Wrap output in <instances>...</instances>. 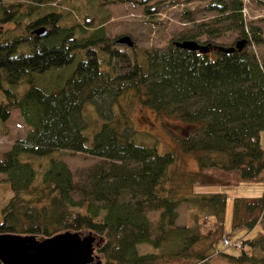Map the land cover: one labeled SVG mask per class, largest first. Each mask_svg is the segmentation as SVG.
Masks as SVG:
<instances>
[{"label": "trees", "instance_id": "1", "mask_svg": "<svg viewBox=\"0 0 264 264\" xmlns=\"http://www.w3.org/2000/svg\"><path fill=\"white\" fill-rule=\"evenodd\" d=\"M54 1L0 0V88L6 96L0 102V132L6 133L11 108L28 126L0 153V172L11 190L0 207V232L41 238L65 229L90 231L97 257L87 264H157L180 256L186 264H215L213 251L228 260L264 264V234L246 235L264 224V191L232 197V225H243L245 233L230 241L221 231L226 193L196 189L180 194L173 171L176 150L159 152L154 142H137L119 102L130 92L142 105L156 112L169 109L187 124L176 149L194 156L196 168L187 174L190 185L215 183L203 174L208 168L237 170L242 182L264 180V61H257L249 49L264 37L257 26L244 28L241 0H210L205 7L217 11L227 29H237L246 39L240 50L199 52L174 45V40L198 41L202 33L208 38L202 43H207L217 35V28L199 23L201 30L139 53L131 61L123 50L110 46L101 23L90 24L82 17L94 29L81 38L80 23L61 21L70 9H57ZM71 1L56 3L77 9ZM41 26L42 34L33 31ZM81 50L84 56L53 88L32 82L33 73L62 66ZM24 79L28 85L22 92L9 87ZM87 104L96 114L90 129ZM75 152L100 160L74 173L54 158ZM180 200L193 210L188 225L174 222ZM150 209L159 210L154 222L146 215ZM205 215L214 222L212 231L218 232L210 240L209 232L202 233L198 225ZM216 239L239 252L215 248ZM199 241L203 244L196 249L193 245ZM143 243L151 250L140 251ZM254 247L260 256L251 251Z\"/></svg>", "mask_w": 264, "mask_h": 264}, {"label": "rangeland", "instance_id": "2", "mask_svg": "<svg viewBox=\"0 0 264 264\" xmlns=\"http://www.w3.org/2000/svg\"><path fill=\"white\" fill-rule=\"evenodd\" d=\"M209 1L210 0H123L104 4L100 3L99 0H72L73 6L77 8L75 9L71 8L72 6L70 4L65 5L64 2L63 4L56 3V0L53 5H55L57 9H70V12L63 13L61 21H64L66 24H71V22L74 21L80 23L82 29L78 31V35H80L81 38L90 34L94 29V25L101 23L103 35L108 38L110 46L123 50L131 61L136 55L140 56V54H144L145 51L154 47H164L170 43V40H174L189 31L201 30L202 27L217 28V35L211 37L209 42L223 45L232 44L236 38L241 36L240 33L237 29H227L225 27L227 21L222 19L217 11L205 8ZM241 3V17L244 28L248 29L251 25L257 26L258 33L264 37V0H241ZM82 17L90 19V24L93 23L94 25H86ZM199 23H204V25L199 27L197 26ZM1 27H5V24ZM123 34H128L131 37L133 41L131 46L115 43V39ZM205 39L208 38L204 33L197 37L199 42H203ZM249 49L252 51L257 61H264V42L260 44L253 43L249 46ZM81 56H84L83 50L74 52L73 58L68 63L45 71L35 72L30 75V78L33 83L49 90L53 88L58 81L64 80V77L71 71L76 60ZM99 57H101V55ZM103 66L104 64L100 62V68L103 69ZM26 85H28V80L24 79L21 80V82L9 85V87L16 93H20ZM5 101V93L0 88V102ZM119 102L123 110L128 113V117L136 130L135 140L137 142H154L159 152L169 150L173 147L174 150H176L177 158L173 165V167H175L173 171L175 179L179 182V193L188 195L196 191V189L201 191L225 192L226 200L221 231L230 241H234V239L242 236V234L245 233L244 226L232 225V197L233 195L235 196V194L242 195L238 194L239 192H247V194L262 193L264 191V180L257 182H242L239 180L237 170L221 171L216 168H208L202 170L203 174L210 177L215 183L200 184V182H194L190 185L188 183L190 176H187V174L196 168L194 156L191 153H184L176 149L177 138L186 134L187 124L172 114L169 109L156 112L152 108L142 105L130 92L124 95V97H120ZM85 111L87 115L91 114L89 116V129L95 127V120L92 116L94 115L95 117L96 114L91 105L87 104ZM5 124L7 127L6 133L3 134L0 132V153L9 148L10 144L15 139L22 137L28 128L22 121L16 108L10 109L9 117ZM261 145L264 151V137L261 138ZM54 158L64 161L68 168L74 173L77 169L100 160V157L82 152H75L72 154L58 153ZM249 188L253 191H249ZM10 195L11 190L6 180V175L0 172V207L6 202ZM192 212L193 210L186 207V201L180 200L176 206L177 214L174 221L175 224H190L189 217ZM158 213V209L146 211L148 219L152 222L157 220ZM206 217V215L199 217L198 225L202 233L209 232L210 240L211 238H215L218 232L212 231L214 228L212 218ZM257 232L264 234V225L261 223L257 224L251 230L247 231L246 235L248 238H252ZM201 244H203V242L199 241L194 244L193 247L199 249L198 247H200ZM215 248L223 249V251L228 254H236L240 250L233 245L223 246L220 239L215 240ZM139 250L149 251L151 247L143 243L139 245ZM251 251L257 257L261 255V251L258 247L252 248ZM213 252L214 256L212 262L215 264H252L249 262L228 260L217 251ZM157 264H186V260L180 256L166 262L158 260Z\"/></svg>", "mask_w": 264, "mask_h": 264}, {"label": "water", "instance_id": "3", "mask_svg": "<svg viewBox=\"0 0 264 264\" xmlns=\"http://www.w3.org/2000/svg\"><path fill=\"white\" fill-rule=\"evenodd\" d=\"M145 1V0H141ZM42 34L45 27L33 30ZM246 42L238 37L233 44L201 43L194 39L174 40V45L187 50L207 52L220 50L230 52L240 50ZM115 43L131 46L133 41L128 34L115 39ZM95 234L73 230H61L51 235L37 238L30 233L0 232V262L2 264H87L97 257L94 253Z\"/></svg>", "mask_w": 264, "mask_h": 264}, {"label": "crops", "instance_id": "4", "mask_svg": "<svg viewBox=\"0 0 264 264\" xmlns=\"http://www.w3.org/2000/svg\"><path fill=\"white\" fill-rule=\"evenodd\" d=\"M250 190L249 191H253V190H251V188H249ZM253 193H255V192H253ZM238 194H242V195H258V194H247V192H245V193H242V192H239ZM236 195V194H235ZM234 196V195H233ZM264 225V224H263ZM260 234H262L261 232H257V234L255 235V236H253V238H255L256 236H259Z\"/></svg>", "mask_w": 264, "mask_h": 264}, {"label": "built area", "instance_id": "5", "mask_svg": "<svg viewBox=\"0 0 264 264\" xmlns=\"http://www.w3.org/2000/svg\"><path fill=\"white\" fill-rule=\"evenodd\" d=\"M223 241H224L225 243H229V240H228V239H226V238H223ZM236 245H238V246H239V245H240V241H239V242H237V243H236Z\"/></svg>", "mask_w": 264, "mask_h": 264}]
</instances>
